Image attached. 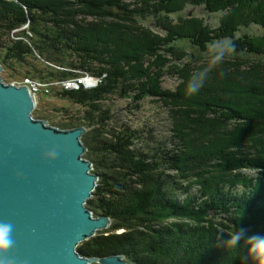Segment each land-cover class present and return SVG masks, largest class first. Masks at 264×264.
<instances>
[{
	"label": "trees",
	"instance_id": "obj_1",
	"mask_svg": "<svg viewBox=\"0 0 264 264\" xmlns=\"http://www.w3.org/2000/svg\"><path fill=\"white\" fill-rule=\"evenodd\" d=\"M17 1V8H29L35 16L27 17L23 10L16 12L12 9L11 4ZM183 1L184 5H179V0H137L132 4L124 0H0V35H4L2 22L7 23V29L16 30L30 21L36 49L50 52L49 58L55 64L63 66L66 63L69 69L78 71L75 74L66 72L67 77L80 75L78 73L81 72L106 75L107 83L97 89L64 93L91 108V119L99 118L95 112L99 111L97 102L101 97L119 90L124 84V92H134L135 99L160 97L170 107L174 128L183 130L175 137L181 142L178 147L183 150L173 156L176 159L174 164L166 162L169 171H178L179 174L174 182L171 177H166L164 169L158 175L161 183L166 177L162 184L168 194L165 198L161 194V186H157L155 193L164 197L159 201L151 187L140 181L147 174V166L148 170L152 166L156 169V164L148 163V158L140 151H129L132 142L129 139L126 141L124 136L116 143L102 142L106 147L102 148L103 152L110 154L115 151L119 155L113 159L111 155H106L107 158L99 159L96 167H107L115 176L104 171L98 173L103 183L95 189L87 207L96 216L110 217L113 224L101 232L108 235H99L79 246L80 253L87 257L121 255L135 264H243L239 251L219 247V240L225 238L219 233L227 235L234 229H244L248 236L264 235L263 158L255 159L256 155L247 152L245 156L238 157L242 141H254L257 138L252 136L254 133L264 136V65H256L255 61L253 64L244 55H264V36L257 39L245 36L239 40L234 37L241 25L264 28V0ZM189 4L204 6L211 14L222 13L220 25L213 28L204 19L195 18L177 23L166 20V27L159 29L162 30L160 32H170L172 40L161 39L152 30H145L136 18L161 12L174 14ZM130 6H134L133 9ZM22 34L19 32V37L24 36ZM178 36L179 39L191 40L201 52H207L206 45L212 41L232 39L236 56L226 57L222 64L212 68L203 87L190 95L187 92L189 81L204 68L211 67L213 55L193 57L183 66L173 69V74H179L181 80L175 90L162 91L158 86L162 84L164 67L186 60L191 55L175 48L173 42L178 40ZM1 48L7 52L4 55L6 59L18 57L22 64L27 63L30 49L26 43L8 44ZM4 57H0V62L8 66ZM69 57H76V60H69ZM29 70L25 76L50 79L38 76L39 71ZM183 107L187 110L183 111ZM100 119L95 123L101 127L89 133L87 131L85 142L88 137L97 140L109 136V130L106 133L102 131L105 121ZM82 122L60 126L59 129L84 126ZM254 123L260 126L254 127ZM237 150L240 151L236 155ZM216 151L218 154L215 155ZM196 164L199 168L216 165L217 170L203 175L192 173V168L185 170ZM244 168L256 171L257 176L241 172ZM120 181L136 186L134 195L128 201L120 202L122 196L110 190L114 200L110 201L111 197L104 195V191L109 184ZM187 181L196 182L191 185L198 186V194L177 199L178 189H189L183 187ZM137 185L142 186L137 188ZM136 204L138 206H134ZM143 216L151 220L147 225L141 224L145 219ZM167 222L169 224L165 225ZM157 223L160 224L157 229L149 228ZM140 227H147L149 231H140ZM122 229L124 232L118 233Z\"/></svg>",
	"mask_w": 264,
	"mask_h": 264
},
{
	"label": "rangeland",
	"instance_id": "obj_2",
	"mask_svg": "<svg viewBox=\"0 0 264 264\" xmlns=\"http://www.w3.org/2000/svg\"><path fill=\"white\" fill-rule=\"evenodd\" d=\"M125 2H129L130 4L136 2L137 0H124ZM181 3L179 5H184L183 0H179ZM14 3V2H13ZM11 4V8L16 10V12H19L20 10L24 11V14L27 15V17H32L35 16V14L30 13L29 8H26L24 6L19 7V3L15 2V4ZM134 6H130L131 9H133ZM257 7V5H256ZM35 9H32L34 11ZM166 17V18H165ZM139 22H141L142 27L145 30H152L153 32L156 33V35L162 37L161 39H169L173 37L167 32H160L162 30L159 29V27H166L164 26L166 20H171L172 22L174 21L177 23L178 21L181 20H187V19H204L206 24L210 25L213 28H217L220 25V20L223 18L222 13L218 14H211L209 11L204 8V6H192V5H187L183 10H180L177 13L174 14H148V16H136ZM245 17H243L244 19ZM146 19V21L142 20ZM161 19L162 21H160ZM1 22V20H0ZM2 34L0 35V57H4V55L7 53L5 48H1L4 45H17L20 42L26 43L29 46L30 49V54L27 55V63L22 64V61L17 59L18 57H13L10 59H4L8 60L6 64H3V71L0 72V76L3 79V82L6 84H13L14 82L17 84H21L22 81L25 79L26 72L30 71H36L38 72V76H45V78H50V79H41V81L47 85V84H53L50 86H45L40 87V91L38 93V98L39 102L36 105L33 117L39 120H43L46 122V124L50 127L54 128H59L60 126H65V125H72L76 124L78 122H82L84 126H79V127H84L86 129V132L88 131L91 132L93 129H96L98 127H101V125H97L95 121L100 119V117L103 118L104 125L102 131L106 133L107 130H109V136H104L102 138H97L96 139H91L90 137L87 142L84 140V135L86 132L83 134L81 137V141L84 144L86 151L84 153V158L92 163V173L99 175L98 173L100 172H109L107 167L104 168H98L96 167L97 162L99 159H104L107 158V156H110L113 158H117L119 154H116L115 151L111 152L110 154H106L105 152L102 151V148L105 149L106 147L104 146L103 143L111 144L108 141H114L115 143L118 142L120 139H124L127 141L128 139L132 142V145L129 146V151L133 152H142L148 159V163L151 164H156L157 168H153L152 166L151 169L148 170L147 166V174L143 175L140 178V181L146 186L151 187V190L155 193V190L157 189V186H161L162 188V195L166 198L168 197V194L164 191L165 186L162 184L165 182L166 177L168 178L171 177L172 181L176 178L175 176L179 174L177 171H169L170 167L169 161L174 164V155L179 154L183 148H179L178 144L179 139H176V135L179 133L183 132L182 129L179 128H174L175 121L172 120L173 118L171 117V112H170V107H168L163 100L160 97H151V96H143L140 99H135V94L134 92H129L126 93L124 92L123 85L119 87V90H115L103 97L97 102V105L99 106V111H96L95 114L99 116L97 120L91 119L90 114L91 108H88L87 106H84L83 104L77 103L75 99H71L68 97V95H64V93H69V91H80V89H97L98 87L102 86L103 84H106L107 81L105 80L104 76L106 75H94L96 77H99V83L95 87L92 88H87V85L89 80L84 81V85L77 87V88H71V89H65L61 84L57 83L58 81L64 79L67 77V73H77V70L69 69L70 66L65 63L63 66H59L53 62V59L49 58L51 57L50 52L44 51L41 46L40 49H36V46L33 44V34L31 32V27H30V21L25 23L23 27L20 29L16 30H10L7 29V23L2 22ZM238 33L235 34V40H239L244 38L245 36L247 37H252V38H261L264 36V28H261L257 25L253 26H239L238 27ZM10 30V31H9ZM19 32H23L22 37H19ZM1 34V33H0ZM245 37V38H246ZM36 39V38H35ZM175 39V38H174ZM178 40L176 42L174 41L173 44L175 48L179 50H185L186 52L190 53L191 55L186 58V60L183 61H176V64L173 65H166L164 67V74L161 78V83L158 86V89L163 90H175L177 85L181 82L180 75L177 73L173 74V69L175 66H183L184 63L188 62L190 59L193 57H199L200 55H206V57H210L211 55H214L215 48L213 46V42L215 41H224L227 44L233 45V40L232 39H219L212 41L210 44L206 45L207 47V52H201L200 48L193 46L191 43V40L189 39H179V36L177 37ZM2 44V46H1ZM48 50V49H46ZM195 52L197 55L193 54ZM246 58L250 59V62L254 64V61L256 62V65H264V55L261 56H256L254 54L246 53ZM236 56V50L234 47V50L227 56V57H234ZM69 60H76V57L74 59H71L70 57L68 58ZM70 62V61H69ZM260 63V64H258ZM178 64V65H177ZM29 66H33L32 68H29ZM49 72V73H48ZM67 72V73H66ZM57 74L56 76L53 75ZM80 75L75 76L74 78H78L76 81H78L79 77H82L83 75H86V72H81L78 73ZM82 80V79H81ZM56 82V83H54ZM90 84V83H89ZM20 86V85H18ZM50 87V88H48ZM126 89V88H125ZM48 90V92H47ZM37 97V96H36ZM172 104V103H170ZM174 105H177V103H173ZM183 111L187 110V107L182 108ZM91 112V113H90ZM90 113V114H89ZM109 115V116H105ZM93 115V114H92ZM90 118V119H88ZM102 118L100 120H102ZM88 119V120H87ZM173 125V126H172ZM75 126V125H73ZM259 123L255 124L254 127H259ZM78 128L77 127H73ZM180 129V130H179ZM71 130V129H70ZM256 136L257 138L250 141V143H242V149L241 153L238 154L240 150H237L235 154H238L239 156H245V153L247 152L249 155H256L257 158H263L262 162L264 164V136L260 137V135L254 133L252 136ZM108 140V141H107ZM118 140V141H117ZM222 140V139H219ZM103 142V143H102ZM114 143V144H115ZM90 146H88V145ZM188 144V143H186ZM108 148V147H107ZM163 150V151H162ZM115 156H114V155ZM151 154V155H150ZM215 155L218 154L216 151L214 153ZM107 155V156H106ZM113 155V156H112ZM173 159V160H169ZM168 160V162H167ZM206 160V159H205ZM257 161V160H256ZM165 162V165L163 164ZM166 162L168 165H166ZM198 160L196 161V163ZM258 162V161H257ZM260 163V162H259ZM151 166V165H150ZM216 165L214 166H204L199 168V164L196 165H191L189 166L188 169L185 170H191V172H197L201 173L200 175H203L204 173H208L211 171L217 170L215 168ZM199 168V169H198ZM211 168H213L211 170ZM164 169L166 177L165 180H162V183L158 177V175H161L160 173ZM112 171V170H111ZM241 172L246 173L247 175L251 176H257V172L252 170V169H247L244 168ZM110 173V172H109ZM111 176H115L114 172L110 173ZM150 181V182H149ZM106 182V181H105ZM122 182V183H121ZM147 184H146V183ZM149 182V183H148ZM167 182V181H166ZM174 182V181H173ZM103 181L100 180L97 183V187L102 186ZM111 183V182H110ZM116 183V184H115ZM112 184H109L107 186L106 191H104V195L110 196V190H114L122 196L120 198V202H126L130 200L133 195L136 186L128 183L125 184L123 181L120 182H115ZM192 183L196 182H185L183 183V187H186L189 189H184L180 190L178 189L177 192V199L183 200L184 198L190 195H197L198 194V186L197 185H191ZM169 184V183H168ZM117 185V186H116ZM113 186V187H112ZM142 185H137V188H140ZM144 189H146V187ZM96 187V188H97ZM113 189H110V188ZM128 189H130L128 191ZM143 190V189H142ZM94 193V192H93ZM157 194V200H162L164 197L160 193H155ZM162 196V197H161ZM112 200V196H110ZM155 199V198H154ZM116 202V201H115ZM156 202V199L154 200ZM117 203V202H116ZM138 206V204L134 205ZM95 217H97L95 215ZM135 217V216H133ZM142 220L141 224H148L151 220L149 218H146ZM148 217V216H147ZM112 221V220H111ZM176 220H171V222H174ZM113 224V221L111 222ZM111 224V225H112ZM169 224L168 222L165 223V225ZM160 225V224H159ZM158 223L153 226H149L151 230L157 229L158 228ZM110 228V227H109ZM108 228V229H109ZM106 229V230H108ZM106 230H103L101 232H105ZM140 231L143 232H148L149 229L147 227H140ZM98 232L95 236L89 238L88 240L83 241L80 245L88 243L91 239L99 236V235H108V233L104 234ZM124 230L118 231V233H122ZM124 257V256H123ZM125 258V257H124ZM91 264H102L98 261H95Z\"/></svg>",
	"mask_w": 264,
	"mask_h": 264
},
{
	"label": "water",
	"instance_id": "obj_3",
	"mask_svg": "<svg viewBox=\"0 0 264 264\" xmlns=\"http://www.w3.org/2000/svg\"><path fill=\"white\" fill-rule=\"evenodd\" d=\"M37 102L27 86L0 76V223L13 226L14 240L0 264H135L80 253V244L112 219L87 207L100 177L83 156L86 129L48 126L33 117ZM53 150L56 158L46 159Z\"/></svg>",
	"mask_w": 264,
	"mask_h": 264
},
{
	"label": "clouds",
	"instance_id": "obj_4",
	"mask_svg": "<svg viewBox=\"0 0 264 264\" xmlns=\"http://www.w3.org/2000/svg\"><path fill=\"white\" fill-rule=\"evenodd\" d=\"M213 46L215 48V52L211 59V67L204 68L203 70L198 72V74L195 75L192 80L189 81L187 92L190 95L197 93L200 88L203 87L204 82L208 78V74L212 70V68H215L222 64L226 57L234 50L233 45L227 44L224 41H215L213 42ZM74 77H67L64 79H73ZM194 82L195 86H193ZM37 101L39 102L38 97ZM56 155L57 153L55 152V150L50 151L46 154V159H55ZM12 231L13 226L10 223H0V256H6L14 246ZM219 234L220 236L225 237L219 240V247L225 250L233 249L239 251L241 253L243 264H264V235L256 234L248 236L246 230L244 229H241L239 231L234 229L230 234L227 235L223 233Z\"/></svg>",
	"mask_w": 264,
	"mask_h": 264
},
{
	"label": "built area",
	"instance_id": "obj_5",
	"mask_svg": "<svg viewBox=\"0 0 264 264\" xmlns=\"http://www.w3.org/2000/svg\"><path fill=\"white\" fill-rule=\"evenodd\" d=\"M25 79L22 81L21 84H17V83H13V85H25L27 86L32 93H34L35 96L38 97V93L40 91V87H45V86H50L53 84H47L45 85L40 79H36V78H32V77H24ZM81 79H79L78 81H76L78 78H73V79H64V80H60L57 83L61 84L65 89H71V88H77L80 87L81 85H84V81L85 80H89L87 85V88H92L95 87L96 85H98V81H99V77H96L94 75L91 74H86L85 76L83 75L82 77H79ZM56 83V82H54ZM90 83V84H89ZM54 86V85H53ZM85 86V85H84ZM48 87V88H50ZM48 92V90H47Z\"/></svg>",
	"mask_w": 264,
	"mask_h": 264
},
{
	"label": "bare ground",
	"instance_id": "obj_6",
	"mask_svg": "<svg viewBox=\"0 0 264 264\" xmlns=\"http://www.w3.org/2000/svg\"><path fill=\"white\" fill-rule=\"evenodd\" d=\"M121 2V1H120ZM160 2V1H159ZM124 3V2H123ZM143 4V3H142ZM123 6V5H122ZM125 6V5H124ZM129 6V5H128ZM39 8V7H38ZM168 12V11H167ZM33 14V13H32ZM166 18V17H165ZM165 22V21H164ZM176 35V34H175ZM247 51V50H246ZM87 90H92V89H87ZM34 95V94H33ZM35 98H36V101H37V97L35 96ZM173 126V125H172ZM163 151V150H162ZM151 155V154H150ZM171 162V161H170ZM191 166V165H190ZM99 232H101V231H99ZM126 260V259H125ZM127 262V261H126ZM128 262H130V261H128Z\"/></svg>",
	"mask_w": 264,
	"mask_h": 264
}]
</instances>
